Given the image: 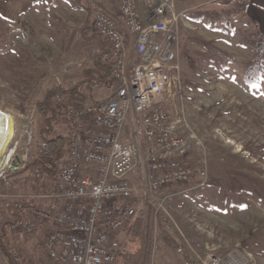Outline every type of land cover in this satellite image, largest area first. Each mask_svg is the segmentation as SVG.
<instances>
[{
    "label": "rangeland",
    "instance_id": "rangeland-1",
    "mask_svg": "<svg viewBox=\"0 0 264 264\" xmlns=\"http://www.w3.org/2000/svg\"><path fill=\"white\" fill-rule=\"evenodd\" d=\"M241 1L176 0L183 15L179 80L162 100L180 130L196 137L184 159L191 178L140 203L136 219L143 217L154 233L151 264H209L215 257L223 264H264V77L255 88L246 80L256 29ZM85 8L84 0H0V109L14 116L16 131L30 115L38 131L44 126L32 104L44 87L82 79L73 67L80 63L79 28L88 17L92 26L99 10L92 7L89 15ZM23 148L0 170L1 179L18 170ZM132 176L139 184L138 173ZM128 238L122 232V248L139 249L140 239ZM44 239L39 233L21 242L22 258L47 259ZM0 264H8L1 251Z\"/></svg>",
    "mask_w": 264,
    "mask_h": 264
},
{
    "label": "built area",
    "instance_id": "built-area-1",
    "mask_svg": "<svg viewBox=\"0 0 264 264\" xmlns=\"http://www.w3.org/2000/svg\"><path fill=\"white\" fill-rule=\"evenodd\" d=\"M119 3L120 19L99 9L92 25L116 59L115 76L122 83L117 97L70 108L65 116L68 154L57 172L48 178L37 169L35 193L0 195L6 207L28 208L57 227L45 235L44 247L58 264H118L120 235L135 221L143 197L192 176L184 159L196 135L180 130L162 100L172 97L179 80L183 15L176 0ZM32 126L30 115L15 128L12 155L24 143L18 170L26 168L32 154ZM11 229L33 230L22 219ZM209 264L223 263L215 257Z\"/></svg>",
    "mask_w": 264,
    "mask_h": 264
},
{
    "label": "trees",
    "instance_id": "trees-1",
    "mask_svg": "<svg viewBox=\"0 0 264 264\" xmlns=\"http://www.w3.org/2000/svg\"><path fill=\"white\" fill-rule=\"evenodd\" d=\"M91 15V10H87ZM81 45L77 53L82 71V79L70 81L66 84L54 83L42 89L40 95L34 99L33 107L45 117L44 126L38 131L35 124L33 130L32 154L26 168L13 171L7 170V180L0 178V195H17L31 185L40 184L35 171L41 170L45 176L51 178L58 169L60 161L68 154V136L62 132L67 128L65 116L70 108H82L90 101H113L122 87L121 81L115 76L116 59L108 42L94 32L88 17L79 28ZM254 61L246 69V80L251 88L262 84L264 77V34L254 32ZM101 99H97L96 94ZM162 215V214H161ZM22 219L27 227L33 230H12L16 221ZM57 229L50 222L37 219L28 208L17 209L14 205L6 207L0 201V251L8 264H29L21 254L20 243H29L39 233L47 235ZM128 241L140 239L141 245L134 252H129L123 245L118 264H151L153 256L154 233L145 228L144 218L136 219L124 231ZM190 260L187 252H183ZM39 264H58L47 258Z\"/></svg>",
    "mask_w": 264,
    "mask_h": 264
},
{
    "label": "crops",
    "instance_id": "crops-1",
    "mask_svg": "<svg viewBox=\"0 0 264 264\" xmlns=\"http://www.w3.org/2000/svg\"><path fill=\"white\" fill-rule=\"evenodd\" d=\"M190 1V0H177ZM243 11L246 18L253 23L255 29L264 34V0H242ZM85 9L92 10L93 8L104 9L111 16L120 19V3L119 0H84ZM143 6L141 7V9ZM182 13V11H180ZM125 34L126 29H124ZM21 244V243H20ZM46 260V259H45ZM44 260V261H45Z\"/></svg>",
    "mask_w": 264,
    "mask_h": 264
},
{
    "label": "bare ground",
    "instance_id": "bare-ground-1",
    "mask_svg": "<svg viewBox=\"0 0 264 264\" xmlns=\"http://www.w3.org/2000/svg\"><path fill=\"white\" fill-rule=\"evenodd\" d=\"M14 116L0 109V170L6 166L12 156L6 155L9 144L15 135Z\"/></svg>",
    "mask_w": 264,
    "mask_h": 264
}]
</instances>
